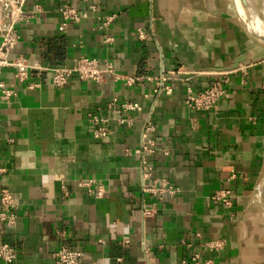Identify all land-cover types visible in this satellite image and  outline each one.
<instances>
[{
    "label": "crops",
    "instance_id": "obj_1",
    "mask_svg": "<svg viewBox=\"0 0 264 264\" xmlns=\"http://www.w3.org/2000/svg\"><path fill=\"white\" fill-rule=\"evenodd\" d=\"M64 3L87 16L61 28ZM24 9L32 16L18 25L10 58H26V76L12 65L0 75L15 91L0 99V190L17 203L16 223L0 224V242L16 249L11 264H58L63 246L82 250L83 264H182L195 254L199 264H258L264 233L257 238L251 196L264 173V40L245 28L234 1L27 0ZM82 55L139 78L129 85L74 73L54 85L53 67ZM162 71L173 90L155 97L146 76ZM221 76L227 95L217 108L187 106L188 86ZM114 96L142 105L129 125L108 106ZM89 113L109 119L108 136H94ZM147 115L157 141L147 183L167 178L179 187L174 196L143 190L134 149ZM100 187L102 196L89 191ZM219 189L231 206L210 200ZM212 240L223 247L210 249Z\"/></svg>",
    "mask_w": 264,
    "mask_h": 264
},
{
    "label": "built area",
    "instance_id": "obj_2",
    "mask_svg": "<svg viewBox=\"0 0 264 264\" xmlns=\"http://www.w3.org/2000/svg\"><path fill=\"white\" fill-rule=\"evenodd\" d=\"M27 0H0V75L2 69L5 66L12 65L17 68V76L23 79L26 76L24 67L26 64V58L23 55H17L13 59L10 58L12 49L16 46L19 39L18 25L22 22L30 20L32 14H29L24 9V5ZM92 11L98 9L96 4L89 5ZM38 10V8H37ZM60 12L62 15V26L64 28L69 21L79 22L83 17L87 16V11H81L76 6L69 3H64L60 6ZM113 19L112 15L103 17L102 26L108 27ZM140 37L145 38L146 33L140 31ZM106 40H111V37H106ZM52 82L56 86H64L67 84L69 77L77 73L82 79H89L96 82H100L104 79L105 73L112 74L113 78L120 79L125 78V83L131 85L139 77L123 76L115 69V65L112 61L105 59L100 62L97 58L82 55L80 56L72 67L56 66L53 67ZM147 80L154 82L153 92L155 97L161 93L171 94L173 87L169 83L170 77L165 71L160 72L158 75H148ZM228 81L227 77H219L213 80L208 86L203 89L194 90L192 86L187 87L186 104L189 108L194 110H210L217 108L218 101L221 97L227 95V89L225 83ZM15 94V91L11 87H7L6 83L0 79V99L9 100L11 96ZM108 106L116 113L119 114L117 121L119 123H131L130 113L142 109V105L137 101H120L117 96H114ZM89 120L94 123V136L97 138H104L111 133V129L108 125L109 119L107 117L100 116L95 113H89ZM156 130L155 124L150 115H147L144 119L140 131L139 145L134 149V152L139 155L140 158V170L142 177L143 190L148 191L153 195L168 194L174 196L179 187L172 183L169 179L163 178L158 180L155 178L152 183H147L153 170V166L148 159V155L153 153L156 149L157 141L154 137ZM168 153V150L164 151ZM3 169L0 167V171ZM93 179L87 182H81L82 184H91ZM91 192H95L96 196L103 195V188L100 187L97 191L89 189ZM210 200L213 202H221L225 205L231 206L233 204L232 195L226 189H219L215 191ZM17 203L15 196L8 188H2L0 190V224L6 226H13L17 220L16 212ZM143 212L148 214L152 212L151 208H144ZM223 240H212L207 242V246L210 249H221L223 247ZM56 256L58 264H83V252L77 248H70L67 246L61 247ZM16 258V249L8 242H0V259L1 264H11ZM199 254H195L191 260H183L182 264H199Z\"/></svg>",
    "mask_w": 264,
    "mask_h": 264
},
{
    "label": "bare ground",
    "instance_id": "obj_3",
    "mask_svg": "<svg viewBox=\"0 0 264 264\" xmlns=\"http://www.w3.org/2000/svg\"><path fill=\"white\" fill-rule=\"evenodd\" d=\"M234 4L246 24L248 30L257 38L264 35V5L259 9L250 0H233ZM246 2V3H245ZM251 205L261 210L262 223H264V175L258 181L256 189L251 196Z\"/></svg>",
    "mask_w": 264,
    "mask_h": 264
},
{
    "label": "rangeland",
    "instance_id": "obj_4",
    "mask_svg": "<svg viewBox=\"0 0 264 264\" xmlns=\"http://www.w3.org/2000/svg\"><path fill=\"white\" fill-rule=\"evenodd\" d=\"M250 1L253 3V5H256L257 9H259L260 7H262L264 5V0H250ZM262 19L264 20V17H262ZM243 22H244V20H243ZM244 25H245V28L248 30L245 23H244ZM248 31H250V30H248ZM263 175H264V173H263ZM262 176H261V178H262ZM251 209H252V211H254V213H256V215L258 217L257 218L258 221H257V223H255L254 229H255L257 238H260V234L264 233L263 232L264 231V223H262L261 211L256 207L254 208L253 206ZM259 246H260V251H259V254L257 255V256H259L257 258L258 264H264V236L261 238V244H259Z\"/></svg>",
    "mask_w": 264,
    "mask_h": 264
},
{
    "label": "water",
    "instance_id": "obj_5",
    "mask_svg": "<svg viewBox=\"0 0 264 264\" xmlns=\"http://www.w3.org/2000/svg\"><path fill=\"white\" fill-rule=\"evenodd\" d=\"M245 3H246V2H245ZM259 36H260V38H261V39H263V40H264V35H259Z\"/></svg>",
    "mask_w": 264,
    "mask_h": 264
}]
</instances>
